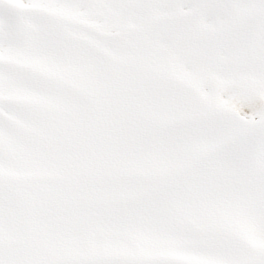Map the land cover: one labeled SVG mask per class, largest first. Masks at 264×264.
Masks as SVG:
<instances>
[{
    "label": "snow or ice",
    "instance_id": "1",
    "mask_svg": "<svg viewBox=\"0 0 264 264\" xmlns=\"http://www.w3.org/2000/svg\"><path fill=\"white\" fill-rule=\"evenodd\" d=\"M0 264H264V0H0Z\"/></svg>",
    "mask_w": 264,
    "mask_h": 264
}]
</instances>
